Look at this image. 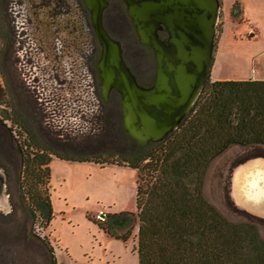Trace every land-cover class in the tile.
<instances>
[{
  "label": "rangeland",
  "instance_id": "1",
  "mask_svg": "<svg viewBox=\"0 0 264 264\" xmlns=\"http://www.w3.org/2000/svg\"><path fill=\"white\" fill-rule=\"evenodd\" d=\"M230 1L225 0L226 6L220 16L210 80H264V0H240L245 7L244 14L228 18ZM133 40L129 43L123 40L125 61L140 84L151 85L156 72L153 55L138 40ZM129 46L137 50V63L127 53ZM6 61L7 58L4 65ZM7 71L2 72L6 93L0 94V104L11 106L7 85L16 81L9 79ZM113 96L121 102L119 95L112 93ZM16 99L21 110L23 99L21 96ZM112 101L107 108L112 107ZM105 123L112 131L113 122L108 119ZM22 128L26 133V128ZM95 135L93 141L100 144L87 146L88 152L83 151L78 156L60 155L102 157L113 164L101 166L52 159L51 179L46 186L52 210L50 222L30 205L23 180L20 179L16 189L10 186L15 197L14 212L9 216L0 214V264H52V261L55 264H139L138 229L129 240L122 241L112 238L93 222L115 214L138 213V173L124 163L133 156L135 143L119 125L114 132L103 134L106 137ZM29 139L39 151L45 150L37 140ZM258 158L264 159V149L232 147L209 166L203 194L228 221L255 226L264 240V217L243 208L233 192L234 179L236 181L243 166Z\"/></svg>",
  "mask_w": 264,
  "mask_h": 264
},
{
  "label": "trees",
  "instance_id": "2",
  "mask_svg": "<svg viewBox=\"0 0 264 264\" xmlns=\"http://www.w3.org/2000/svg\"><path fill=\"white\" fill-rule=\"evenodd\" d=\"M235 146L264 149V81L212 82L209 77L178 131L163 143L135 146L133 158L124 160L138 173V213L92 219L94 224L122 241L138 229L139 264H264V240L257 228L228 221L203 194L209 166ZM58 157L101 166L112 163L102 157ZM22 158L26 197L50 222L46 186L51 158L23 153Z\"/></svg>",
  "mask_w": 264,
  "mask_h": 264
},
{
  "label": "water",
  "instance_id": "3",
  "mask_svg": "<svg viewBox=\"0 0 264 264\" xmlns=\"http://www.w3.org/2000/svg\"><path fill=\"white\" fill-rule=\"evenodd\" d=\"M122 1L140 44L155 54L154 81L149 87L139 83L124 60L122 44L103 27L102 1L85 0L101 46L97 86L104 103L113 100L112 93L120 96L123 129L137 146L146 148L165 142L194 111L214 65L222 6L220 0ZM32 15L33 20H37L33 25L36 30L43 24L34 13ZM24 18L18 25L25 27ZM161 25L169 33L168 43L161 41L157 34ZM30 44L27 43L25 50L33 57L32 72L45 77L42 95L48 101L44 107L47 129L79 146L100 144L93 141L95 134H99V138L106 137L110 130L105 123L107 114L100 111L94 81L88 76L82 79V72L71 75L68 73L70 63L65 61L61 65L55 58L46 59L43 52H36L34 41ZM24 57L21 59L26 60ZM25 67L22 68L27 74ZM56 105L55 111L52 107ZM241 170L236 181L234 179L233 192L243 208L264 217V159L258 158ZM7 189V178L0 171V209L4 216L12 213Z\"/></svg>",
  "mask_w": 264,
  "mask_h": 264
},
{
  "label": "flooded vegetation",
  "instance_id": "4",
  "mask_svg": "<svg viewBox=\"0 0 264 264\" xmlns=\"http://www.w3.org/2000/svg\"><path fill=\"white\" fill-rule=\"evenodd\" d=\"M101 1L104 6L102 12L103 27L114 40L122 44L125 60L124 38L128 43L133 42L134 38L135 41H139L135 29L127 16L126 6L122 0ZM220 1L222 4V0ZM32 13L43 24L42 26L38 25L36 30L33 29V25H36L35 22L37 20H33ZM232 15L237 16L234 10ZM23 18L26 22L25 27L18 25L19 20ZM161 28L157 32L159 39L164 43H168L169 33L165 26L161 25ZM37 33L41 35L37 36ZM33 41L37 45V48H35L36 52H43L46 59L55 58L61 65L65 61L68 64L70 63L68 73L71 75L82 72V76H84L82 79H85V76L90 77L94 81L93 87H96L101 113H105L104 111L106 110L108 119L113 122V128L110 132H114L118 125L124 131L120 102L113 96L112 107L107 108L109 102L104 103L102 101L101 91L97 86L99 78L97 64L101 57V46L93 27L91 11L87 7L85 0H0V94L5 95L6 93V84L3 76L7 71L6 69H8L6 75L9 76V79L16 81L10 86L7 85L9 96L12 97L11 106L5 103H1L0 106H7L8 111H5V114L12 126L18 128L21 135L20 138L16 139L12 134L13 130L2 121L0 123L10 133L19 150L22 162L21 180H24L22 153L29 155L31 158L48 154L52 160L59 158L60 154L78 156L83 151L88 152L87 147L79 146L69 138L62 140L59 135L51 133L47 129L48 118L44 107L48 105V101L42 95L45 87V77L42 73L32 72L33 61L31 58L33 57L29 50H25L27 43L30 46ZM144 47L150 51V54L152 53L154 67L156 68V58L153 50L147 46ZM127 49L131 60L137 63V50L131 46L127 47ZM28 53L29 55L27 56ZM21 55H24L27 61L22 60ZM6 58V65H4L3 62ZM23 66H26L27 74L22 68ZM56 78L60 80L58 75H56ZM60 84L62 82H59ZM149 86L150 84L144 85V87ZM113 94L117 95L116 93ZM19 96H21V100L23 99L20 102L22 111L18 109V99L16 98ZM57 106L52 108L55 110ZM59 109H61L60 106ZM20 124L26 128V133L23 132L24 130ZM29 138L37 140L39 144L46 147L44 148L45 150L39 151L38 147L36 148L31 144ZM135 146L137 145L135 144ZM0 171H2V168H0ZM18 184L19 180L15 185V189ZM9 191L12 195L13 203L15 197L12 187L9 188ZM12 212H14L13 205ZM0 214L3 215L1 209Z\"/></svg>",
  "mask_w": 264,
  "mask_h": 264
},
{
  "label": "crops",
  "instance_id": "5",
  "mask_svg": "<svg viewBox=\"0 0 264 264\" xmlns=\"http://www.w3.org/2000/svg\"><path fill=\"white\" fill-rule=\"evenodd\" d=\"M243 5H244L243 2L240 0H231L228 7V10H230V12L227 14L228 15L227 17L231 18L233 10L237 14V16H242L245 10V7ZM221 6H222L221 13H223L226 6L225 0H222ZM251 36L254 37L253 34ZM213 81L216 82L218 80L214 79ZM249 81H256V80H249ZM259 81H264V80H259ZM75 163H79V162H75ZM0 168H2V171L4 172L7 178V188H8L7 190L9 196L11 197V203H12V195L9 191V188L11 185L15 186L18 180L20 181L22 177V162H21V156L17 152V147L13 138L1 123H0ZM9 177L11 178V180H9Z\"/></svg>",
  "mask_w": 264,
  "mask_h": 264
},
{
  "label": "built area",
  "instance_id": "6",
  "mask_svg": "<svg viewBox=\"0 0 264 264\" xmlns=\"http://www.w3.org/2000/svg\"><path fill=\"white\" fill-rule=\"evenodd\" d=\"M5 111H8L7 106L6 105H1L0 106V121H2L5 125H7L9 128H11L13 130L12 134L16 139L20 138V133L18 128L13 127L12 123L10 121H8L7 115L5 114Z\"/></svg>",
  "mask_w": 264,
  "mask_h": 264
}]
</instances>
